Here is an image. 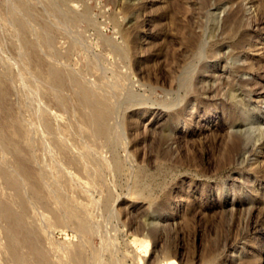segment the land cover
<instances>
[{"label": "rangeland", "instance_id": "374dc122", "mask_svg": "<svg viewBox=\"0 0 264 264\" xmlns=\"http://www.w3.org/2000/svg\"><path fill=\"white\" fill-rule=\"evenodd\" d=\"M0 264H264V0H0Z\"/></svg>", "mask_w": 264, "mask_h": 264}, {"label": "bare ground", "instance_id": "6f19581e", "mask_svg": "<svg viewBox=\"0 0 264 264\" xmlns=\"http://www.w3.org/2000/svg\"><path fill=\"white\" fill-rule=\"evenodd\" d=\"M238 127V126H237ZM242 129V128H241Z\"/></svg>", "mask_w": 264, "mask_h": 264}]
</instances>
